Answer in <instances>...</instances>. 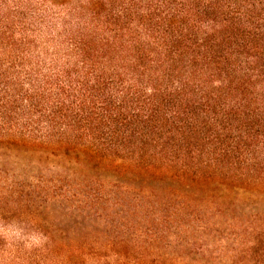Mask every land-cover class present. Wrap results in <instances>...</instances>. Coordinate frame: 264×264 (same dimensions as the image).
Instances as JSON below:
<instances>
[{
	"label": "trees",
	"instance_id": "16d2710c",
	"mask_svg": "<svg viewBox=\"0 0 264 264\" xmlns=\"http://www.w3.org/2000/svg\"><path fill=\"white\" fill-rule=\"evenodd\" d=\"M256 196L264 0H0V264H264Z\"/></svg>",
	"mask_w": 264,
	"mask_h": 264
},
{
	"label": "rangeland",
	"instance_id": "374dc122",
	"mask_svg": "<svg viewBox=\"0 0 264 264\" xmlns=\"http://www.w3.org/2000/svg\"><path fill=\"white\" fill-rule=\"evenodd\" d=\"M249 198L247 197L246 195H241L240 196V199L242 202H245L246 199ZM240 201V202H241ZM263 199L259 196H256L254 198V203L253 204H248L246 206V209L249 210L248 213L252 212V210L254 211H259V209H262V204H263ZM240 202H239V205H240ZM238 209H239V206H238ZM17 224V223H16ZM9 236L10 237H13V236H16L18 235V233L16 232V230H14V228H12L10 231H9ZM210 244L214 245L215 248H228V247H233L234 246V241L233 240H230V239H224L223 241H214L212 240L210 242Z\"/></svg>",
	"mask_w": 264,
	"mask_h": 264
}]
</instances>
